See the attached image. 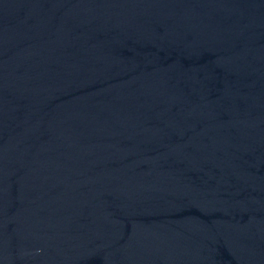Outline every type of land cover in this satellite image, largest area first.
<instances>
[{
    "label": "water",
    "instance_id": "1",
    "mask_svg": "<svg viewBox=\"0 0 264 264\" xmlns=\"http://www.w3.org/2000/svg\"><path fill=\"white\" fill-rule=\"evenodd\" d=\"M0 264H264V0H0Z\"/></svg>",
    "mask_w": 264,
    "mask_h": 264
}]
</instances>
